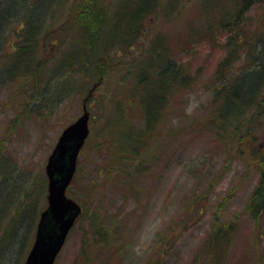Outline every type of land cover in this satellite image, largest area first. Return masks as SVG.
I'll return each mask as SVG.
<instances>
[{
    "label": "rangeland",
    "instance_id": "obj_1",
    "mask_svg": "<svg viewBox=\"0 0 264 264\" xmlns=\"http://www.w3.org/2000/svg\"><path fill=\"white\" fill-rule=\"evenodd\" d=\"M76 1L66 0L63 7L57 0L51 26L65 20L67 26L50 31L41 43L48 64L40 78L0 87V211L7 213L1 238L13 222L0 264L24 263L47 208L48 159L84 105L90 136L67 190L82 213L55 264H264V204H251L264 155V92L242 98L240 106L249 113L233 111L220 120L214 92L231 88L239 68L246 67L248 36L261 33L264 7L250 8L238 24L243 33L230 29L232 17L222 18L234 14L223 10L230 0H162L142 26H134L129 12L146 0H101L106 9L91 20L99 32L87 36L88 52L99 43L97 57L90 55V65L68 67V51L81 34L72 27ZM34 3L25 7L33 9V18L40 7ZM210 9L222 12L217 20L205 17ZM102 11L106 16L99 21ZM207 21L213 32L204 28ZM228 39L239 50L233 65L221 62ZM111 47L104 61L99 55ZM159 50L167 64L158 67ZM172 64L179 66L177 81ZM157 96L163 103L152 118ZM142 103L150 104L148 111ZM125 161L135 166H120ZM228 224L237 228L229 251L217 259L207 238Z\"/></svg>",
    "mask_w": 264,
    "mask_h": 264
},
{
    "label": "trees",
    "instance_id": "obj_2",
    "mask_svg": "<svg viewBox=\"0 0 264 264\" xmlns=\"http://www.w3.org/2000/svg\"><path fill=\"white\" fill-rule=\"evenodd\" d=\"M29 1L35 2L34 4H38L40 6L35 10L36 17L34 18L31 16L33 13V9L32 11L31 9H26L27 8L26 6L29 5L28 4ZM62 1L64 7L66 5V0H61V2ZM146 1L147 2L141 6L132 7L133 9L130 10L129 12V17L131 18V20H134V18L142 14L143 16L145 15L144 16L145 18L146 16H149L150 14H153V12H156L158 10V9H154V7L150 5V3L148 4L149 0ZM157 1H160V5H161L162 0H157ZM173 2L175 3V0H173ZM76 3L79 4L75 6ZM230 3L231 5L229 7H223V10L225 8L229 10L231 9L234 11V14L232 15L225 13V15L222 16V18H226L228 16L232 17V21H231L232 25L230 29L240 31L243 33H245L244 29L239 25L244 24V21L246 20L245 17L247 16L248 11L251 10L250 8L253 7L258 8L260 6L261 9V6L264 7V0H230ZM75 4L71 8L72 11L73 8L75 9V13H74L75 17L72 27L74 29L79 28L81 34L78 33L76 37V39L80 40L79 43L74 45L68 51V58H67L69 61L68 67L76 63H78L80 66L82 65L85 66L87 64L90 65L94 63V61L90 60L91 58L90 55H93L94 58L97 57V46L99 45V43L96 44L92 42L93 45L91 47H93V49H91V52H88L87 36L99 32L93 29L91 20H94L93 18L95 17L94 15L95 12H99V10L106 9V7H104L105 3L101 0H79L76 1ZM145 4H148V6L146 7ZM167 4L168 6L171 7L174 13L175 7H172V3L169 1ZM43 6L44 8L46 6H50V7L48 8L46 7L45 11H43V9L41 8ZM57 7H59L57 5V0H0V87L7 85L11 82H15L21 78H25V80L31 79L33 77L36 78V80L40 78L42 72L44 71V69L48 64V61L43 60L42 58L41 55L42 50H40L41 43H43V41L45 40V36H47L50 31L52 30H56V32L62 31L64 30L63 28L67 26V20L63 22H58L56 26H51L53 24V20H55L56 16L58 15L56 14V12L58 11ZM49 8H51L52 11L48 14ZM215 8L217 9V11H219L218 7ZM177 10H178V14L181 13L180 12L181 8ZM209 13L210 15L208 14L207 16H205L208 19V21L211 18L217 20L222 12L216 13V10L210 9ZM104 15L106 16V13L104 11H102V13H99L97 15L99 16V21L102 19V16ZM174 16H177L176 12ZM118 19L119 21L120 20L122 21L123 17H120ZM94 21H97V19ZM142 21L138 24H135L134 26H142ZM208 21L205 24L204 28L209 32H213V30L209 28ZM85 23L87 24L83 25ZM137 29L138 27L136 28L135 33L137 32ZM67 32H70V28H68ZM260 32L261 33H259L257 37L256 34L248 36L247 41H251L252 44L245 46L247 47L246 53L250 58V60L246 62V67L239 68L240 71L237 72L239 76L238 79L236 80V83L229 89L225 87L224 90L220 89L218 90V92L214 91L215 95H217V98H215V102L219 100L216 109V115L218 116L219 120L220 117L222 116H227V117L230 116V113L234 114L236 112L237 114H240V116H242V114L245 115L249 113L248 110L241 108L243 107L242 105L240 106L241 103L240 101H242V98L246 100V98L249 97L250 98L256 96L261 97V94H263L264 92L263 91L264 90L263 87L264 86V22L263 24H261ZM102 36H104V34ZM135 36L136 34L130 36L129 39L135 40ZM239 39L242 40V38H237V40ZM95 40L96 39H94L93 41ZM124 42L128 43L126 39L122 41V43ZM227 43L228 46L230 45L232 46V42L230 39L227 40ZM225 46L228 47L227 45ZM112 48L113 47L107 48V51L103 53L105 55H101V56L99 55V57L105 61L107 53H109V51ZM232 50L233 51L230 50L229 53L225 56V58L221 60L222 63H226L227 65L229 64L233 65L235 63L231 61V58H236L237 56H235L234 51L236 50L239 51V50L235 46H233ZM159 53L160 54L157 53V57H156V62L158 64L157 65L158 67L161 66L162 63L167 64V61L164 60L165 57L164 53L160 52V50ZM251 57H253L252 61H251ZM172 66H175L174 70L169 69V71L170 73H173L171 75L176 77L173 80L177 81V75L175 72L179 70V66L173 64ZM73 72L71 71L70 74ZM160 73L161 71L159 72V74ZM142 75L148 76L146 72H143ZM180 80H181V76H179L178 82H180ZM259 91L260 93H258ZM222 97L225 98V101L222 99ZM155 99H156L157 107L156 109L154 108L152 109L151 117L152 116L154 117L157 113H160V104L163 103V101L161 100L162 98L160 96H157ZM135 104L138 105V103ZM143 105L146 107V110L148 111L147 108L150 106V104L148 103L147 105L146 104ZM153 105H154V101H153ZM237 110H239V112ZM237 120L239 119H236V122ZM150 126L152 125L150 124ZM235 128H238V125H236ZM224 131L225 130H223V132ZM253 152L257 156L261 154V153H256L255 150ZM259 160H260L259 172L261 173L260 184L253 193L251 204H257L259 207H263L264 193L263 195H259V194L262 186L264 185V155H262L259 158ZM128 163L127 161L122 162L120 163V166H129L131 168L135 166L134 164L129 165ZM34 212L36 213V210L32 211V213ZM21 213L22 211L19 210L16 212L17 215H20ZM17 215L14 216V221ZM6 217H7L6 211L5 214L4 213L1 214L0 211V224L3 223V221L7 220ZM217 219L218 217H216V220ZM32 224H33L32 227L34 229L35 228L34 221L32 222ZM10 225L13 226V222H10L8 224L7 226L8 230L12 228V226ZM236 228L237 225L228 224L225 227H219L216 230L214 229L210 232L209 237L207 238L208 250L213 254L217 253L218 254L217 259L224 257V254L225 253L227 254V252L229 251V247L234 237V235L232 234L233 232H235ZM7 231H5L2 234V238L0 233L1 242L3 243L0 245V253L7 239Z\"/></svg>",
    "mask_w": 264,
    "mask_h": 264
},
{
    "label": "water",
    "instance_id": "obj_3",
    "mask_svg": "<svg viewBox=\"0 0 264 264\" xmlns=\"http://www.w3.org/2000/svg\"><path fill=\"white\" fill-rule=\"evenodd\" d=\"M90 113L83 114L60 135L48 159L47 208L40 214L35 239L24 264H55L67 237L82 213L81 206L67 196L77 170V160L85 145Z\"/></svg>",
    "mask_w": 264,
    "mask_h": 264
},
{
    "label": "bare ground",
    "instance_id": "obj_4",
    "mask_svg": "<svg viewBox=\"0 0 264 264\" xmlns=\"http://www.w3.org/2000/svg\"><path fill=\"white\" fill-rule=\"evenodd\" d=\"M150 3V5L152 6V7H154V9H158L159 7H160V1H157V0H149V2H148V4ZM148 4H145L146 5V7L148 6ZM167 4V3H166ZM168 5V4H167ZM142 16V17H141ZM145 16V15H144ZM144 16H143V14L142 15H139L138 17H136V18H134V23L135 24H138V23H140L143 19H144ZM176 17V16H175ZM229 48H227V50H228V52L231 50V48L233 47V46H228ZM241 108H244V107H241ZM245 109V108H244Z\"/></svg>",
    "mask_w": 264,
    "mask_h": 264
}]
</instances>
